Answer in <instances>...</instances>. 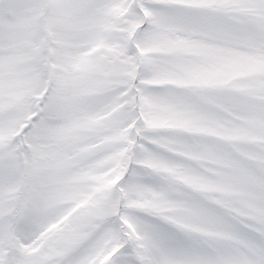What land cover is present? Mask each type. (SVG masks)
Returning <instances> with one entry per match:
<instances>
[{
  "label": "snow or ice",
  "instance_id": "1",
  "mask_svg": "<svg viewBox=\"0 0 264 264\" xmlns=\"http://www.w3.org/2000/svg\"><path fill=\"white\" fill-rule=\"evenodd\" d=\"M0 264H264V0H0Z\"/></svg>",
  "mask_w": 264,
  "mask_h": 264
}]
</instances>
